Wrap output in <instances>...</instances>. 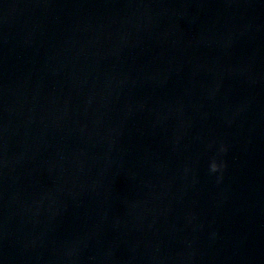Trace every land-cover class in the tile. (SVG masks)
<instances>
[{
  "label": "water",
  "instance_id": "obj_1",
  "mask_svg": "<svg viewBox=\"0 0 264 264\" xmlns=\"http://www.w3.org/2000/svg\"><path fill=\"white\" fill-rule=\"evenodd\" d=\"M0 264H264V0H0Z\"/></svg>",
  "mask_w": 264,
  "mask_h": 264
},
{
  "label": "clouds",
  "instance_id": "obj_2",
  "mask_svg": "<svg viewBox=\"0 0 264 264\" xmlns=\"http://www.w3.org/2000/svg\"><path fill=\"white\" fill-rule=\"evenodd\" d=\"M224 149H221V151H223ZM210 171L212 173H216L217 171V167H216V164H215V161L212 162L211 166H210Z\"/></svg>",
  "mask_w": 264,
  "mask_h": 264
}]
</instances>
